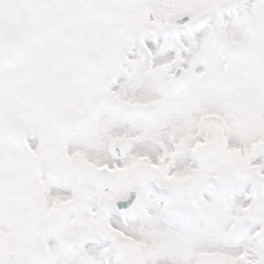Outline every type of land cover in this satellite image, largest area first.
<instances>
[{"label": "snow or ice", "instance_id": "1", "mask_svg": "<svg viewBox=\"0 0 264 264\" xmlns=\"http://www.w3.org/2000/svg\"><path fill=\"white\" fill-rule=\"evenodd\" d=\"M0 264H264V0H0Z\"/></svg>", "mask_w": 264, "mask_h": 264}]
</instances>
